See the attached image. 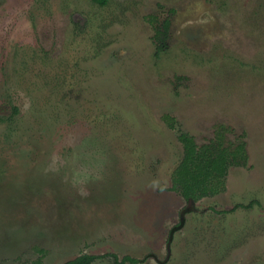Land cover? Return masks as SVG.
I'll list each match as a JSON object with an SVG mask.
<instances>
[{
	"label": "rangeland",
	"instance_id": "374dc122",
	"mask_svg": "<svg viewBox=\"0 0 264 264\" xmlns=\"http://www.w3.org/2000/svg\"><path fill=\"white\" fill-rule=\"evenodd\" d=\"M149 16H172L160 57ZM171 116L200 145L245 138L225 191L172 188ZM108 251L264 264V0H0V264Z\"/></svg>",
	"mask_w": 264,
	"mask_h": 264
},
{
	"label": "trees",
	"instance_id": "16d2710c",
	"mask_svg": "<svg viewBox=\"0 0 264 264\" xmlns=\"http://www.w3.org/2000/svg\"><path fill=\"white\" fill-rule=\"evenodd\" d=\"M105 4L108 0H96ZM151 21L154 34L153 41L156 45L155 55L160 57L169 50L170 43L166 35L172 22V16H166L157 21L156 17H148ZM18 110V107H15ZM171 125L178 131V138L183 143V157L175 167L172 175V188L178 191L188 204H194L203 197L217 195L227 189V181L230 168L232 166H246L249 162L247 142L243 136L231 145L221 138L212 139L204 144H199L194 135L184 130L177 123V119L171 116ZM237 203L234 208L241 206ZM184 207L180 211L179 221L173 226L168 238V248L170 249L176 228L180 229L186 222V211ZM99 257H111L113 264H126L127 262L138 263L144 261L147 256L139 259L130 254L120 258L116 252L108 251L102 254L82 253L76 257L66 260L63 264H92ZM37 264H42V260H36Z\"/></svg>",
	"mask_w": 264,
	"mask_h": 264
}]
</instances>
